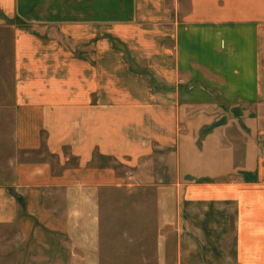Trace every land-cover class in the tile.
Returning a JSON list of instances; mask_svg holds the SVG:
<instances>
[{
	"label": "crops",
	"instance_id": "crops-1",
	"mask_svg": "<svg viewBox=\"0 0 264 264\" xmlns=\"http://www.w3.org/2000/svg\"><path fill=\"white\" fill-rule=\"evenodd\" d=\"M190 1L186 17L179 0L171 9L175 89L165 104L148 106V121L130 107L105 115L103 106H91L79 147L71 148L76 167L57 175L49 163L13 160L15 182H0V264H136L130 255L117 260L103 240L104 195L107 201L108 190L123 188L132 189L131 203L140 197L136 192L155 191L153 211L144 208L137 219L155 242L135 249L149 257L154 252L155 264H264V0ZM152 2L0 0V7L36 25L129 28L144 21L141 6ZM28 40L17 38L19 58ZM7 90L0 84L4 123ZM20 91L14 107L21 109ZM17 113L12 138L17 153L27 152L26 141L37 144L36 119ZM151 120L159 124L154 138L146 131Z\"/></svg>",
	"mask_w": 264,
	"mask_h": 264
},
{
	"label": "rangeland",
	"instance_id": "rangeland-1",
	"mask_svg": "<svg viewBox=\"0 0 264 264\" xmlns=\"http://www.w3.org/2000/svg\"><path fill=\"white\" fill-rule=\"evenodd\" d=\"M174 1L162 0L165 5L162 6L158 4L160 0H155L151 8L144 4L139 14L144 21L129 28L106 22L86 27L76 21L36 25L15 11L0 7V37L7 39L6 43H0V67L4 71V75L0 74V84L8 85V120L7 123L0 121V182H15L16 176L10 169L13 160L19 164L49 163L57 175L63 173V168L76 167L79 157L71 156V148L79 147L80 125L91 106H103L105 115L110 114L112 107H130L139 119L148 121V106L168 102V94L175 89L177 78L176 31L170 24L175 17L171 10ZM179 6L181 15L186 17L191 11V1L179 0ZM19 37L30 38L29 44L24 45L23 58L17 55ZM17 87L24 89L19 92L25 103L21 109L14 107ZM124 109L121 114L127 111ZM17 112L28 116L26 119L29 115L36 119L33 126L30 123L27 126L38 133L34 141L37 144L31 139L26 141L23 147L29 148L27 152L18 150L17 153L12 138L17 126L13 118L19 114ZM3 113L2 109V116ZM151 121L146 131L154 138L159 124ZM64 134L68 137L67 144L62 139ZM67 157L69 160L64 165ZM122 164L115 167L121 168ZM130 190L123 188L113 194L108 190L107 201L104 195L108 217L104 221V244L115 251L116 258L130 255V260L136 264H155L154 252L151 257L148 251L135 252L137 246L149 247L155 242L154 236L145 237L137 220L142 218L144 208L152 206L153 211L155 191L136 192L140 197L131 203ZM20 203L25 206L23 201ZM12 241L8 243H14ZM121 262L118 264H123Z\"/></svg>",
	"mask_w": 264,
	"mask_h": 264
}]
</instances>
